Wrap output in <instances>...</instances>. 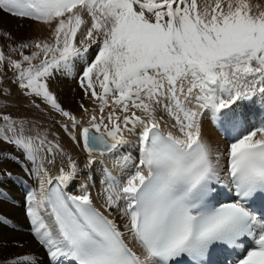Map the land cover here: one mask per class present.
<instances>
[{
  "label": "snow or ice",
  "instance_id": "snow-or-ice-1",
  "mask_svg": "<svg viewBox=\"0 0 264 264\" xmlns=\"http://www.w3.org/2000/svg\"><path fill=\"white\" fill-rule=\"evenodd\" d=\"M0 12L48 27L49 41L8 45L19 58L0 48V73L13 69L87 153L81 167L0 114V140L32 165L25 213L48 264H264V0H0ZM77 63L98 103L80 104L86 119L50 90ZM205 116L228 133L225 149L205 139ZM133 144L135 158L122 151ZM24 247L0 233V264H42Z\"/></svg>",
  "mask_w": 264,
  "mask_h": 264
},
{
  "label": "bare ground",
  "instance_id": "bare-ground-1",
  "mask_svg": "<svg viewBox=\"0 0 264 264\" xmlns=\"http://www.w3.org/2000/svg\"><path fill=\"white\" fill-rule=\"evenodd\" d=\"M203 0H198V4H202ZM34 29L36 32V39L37 41H49L50 40V31L47 26H45L43 23L34 26ZM33 29V30H34ZM80 72V71H79ZM78 69L76 71H73L71 75H66V81L67 83H63L62 80H59L62 75H56L53 79L57 81L50 82V90L53 91L59 102L62 104L65 110L70 111L72 114L76 115L78 118L84 117L86 119L87 114L84 113L81 108L80 104L83 103L85 107L88 109L98 108V103L94 102L92 99H89L84 95V92L81 90L79 84H72V80L76 78V74L79 73ZM63 74H65L63 72ZM9 80L13 81L11 78ZM8 92L10 94H7L8 96L6 99L3 100V103L5 104H13L15 106H21L22 102H28L34 98L32 97H26L22 94V90L18 87V85L11 86L8 85L7 88ZM38 99V98H37ZM40 108H36L34 106L33 114L31 117L35 120H32L36 124L41 123H48L50 124L52 121H54V124L51 125L48 128L47 135L48 139H57L58 143L61 145V147L77 161V163L82 167L86 162V156L87 153L83 151L82 146H77L71 138L68 136V134L64 131V129L61 127L62 124L69 123L66 118H64L60 113L56 112L54 109H51V107L45 103H43L40 99H38ZM241 107H243L241 105ZM37 128V125H35ZM44 134V133H43ZM203 135L206 140H208L213 146H218L221 149H225L228 142L227 139L220 135L215 126L213 125L212 121H210L207 116H205L203 121ZM133 141L135 138H132ZM124 153L131 154L133 158H135L136 152H135V146L128 147L126 149H122ZM20 158V157H19ZM10 159L12 163L16 161V156L13 154L10 156ZM21 162H26L29 165V168L32 167L31 163L24 158H20ZM58 160L61 159V157H57ZM65 163H67L65 159ZM105 163L109 164L111 167V160L106 157ZM5 164H10V161L7 159L5 161ZM94 175L99 178V165L95 166ZM115 172L116 170L113 169ZM56 169L52 168V173L55 174ZM26 179L25 186L21 189H18L15 184H13L11 190H4L5 193L3 194L4 199H8L16 203V207H9L5 210L4 219H8L7 221L14 225L15 232L10 234L11 241H20L25 242L28 245L29 251H33L34 254L38 256V258L42 261V264H48L47 255L45 253V250H42L44 248L41 246L38 241H34L32 239V242L29 238V234H31L30 231V221L26 216L25 209H26V193L28 192L29 188H36L38 187L37 181L30 176L29 174L24 177ZM82 179V177L80 178ZM80 179L77 180V189L79 188V182ZM34 181V183H33ZM34 185V186H33ZM1 189H3L1 187ZM99 189V184H97V189H93V193L95 195L96 191ZM15 222V223H14ZM29 231V233H28ZM33 235V234H32ZM34 237V236H33ZM41 246V247H40ZM44 259L46 261L44 262Z\"/></svg>",
  "mask_w": 264,
  "mask_h": 264
},
{
  "label": "rangeland",
  "instance_id": "rangeland-1",
  "mask_svg": "<svg viewBox=\"0 0 264 264\" xmlns=\"http://www.w3.org/2000/svg\"><path fill=\"white\" fill-rule=\"evenodd\" d=\"M39 24H41V22H33L27 19L15 18V17H12L10 15L0 12V48H3L6 54H12V53H9V49H8L9 44H13V46H15L16 44H19L21 42H26V41H31V40L37 41L36 34H35L36 32H34L35 31L34 26H37ZM4 32L9 33L12 39L9 40L7 37L3 36L2 33ZM32 50L33 49H28V50H25V52L26 54H30ZM92 52L93 54L95 53V47H93ZM12 55L14 56V58H19L18 55L16 54H12ZM77 69H78V72L81 71V65L79 63L76 64L74 71H76ZM56 75H62L59 80H62L63 83L68 82L66 81V78H65L66 74H63V72H57L54 75V77ZM76 75H78V73ZM0 76H3V83L0 84V89H7L8 85H11V86L17 85L15 82L9 80V78L13 80V77H14L13 69L6 67L5 71L3 73H0ZM53 78L50 81L51 83L52 81H57ZM70 83L79 84L77 78L72 80V82ZM7 96H8L7 94L0 95V114L11 115L17 120L23 119V120H27L31 122L29 125V128L31 129V131H29L28 134L35 135L37 131H39L41 134L47 133L46 131H48V128L54 124V121H52L50 124L48 123L36 124L35 122L32 121V120H35L31 117V115L33 114V109H34V106L31 103L32 100L28 102H22L21 106H15L13 104L8 105V104L3 103V100L6 99ZM39 102L40 101H38V99L36 98V103H39ZM3 123L4 121L0 119V124H3ZM35 125H37V128L35 127ZM13 154L16 156V161L14 163H12L10 159V156ZM0 156L5 157L3 159H0V174L4 172H10L12 174L11 178L4 176L3 180L0 181V216L4 217L5 210L7 208L16 207V203H14L11 200L4 199L2 197L3 194L5 193L4 190L6 189L11 190L13 184H15L18 189L23 188L26 182V179H24V177L28 175V172L25 171V166L29 168V165L25 161L21 162L22 160L20 158L23 159L24 157L16 149V147L13 144L7 143L3 140H0ZM7 159L10 161V164H5V161ZM1 187L3 189H1ZM25 201H26V198H25ZM9 221L10 222L7 221L6 224L0 225V233L3 234L4 239L7 241H11L10 234L13 235V233L15 232L14 225L11 223V220ZM29 238L31 242H32V239H34V241H36L37 243V240L33 237L32 233L29 234ZM23 243L25 245L23 251H29L28 249L29 244L25 242ZM14 250L15 249L10 246L9 249L5 252V255H8L9 252L14 251ZM42 250H45V248H42ZM45 261L46 259H44V262Z\"/></svg>",
  "mask_w": 264,
  "mask_h": 264
}]
</instances>
